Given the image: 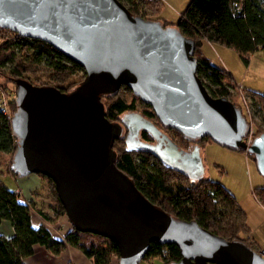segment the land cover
<instances>
[{
	"label": "water",
	"instance_id": "water-1",
	"mask_svg": "<svg viewBox=\"0 0 264 264\" xmlns=\"http://www.w3.org/2000/svg\"><path fill=\"white\" fill-rule=\"evenodd\" d=\"M0 29L47 43L85 72L68 91L15 79L11 117L16 138L11 171L50 179L77 232L114 242L118 264H139L152 242L178 246L180 259L169 264H264L247 242L152 203L116 166L112 146L124 126L108 120L101 98L124 85L152 107L164 128L195 143L209 136L245 151L264 177V132L249 143L252 124L242 108L209 91L197 71L194 39L177 26L132 13L120 0H0ZM136 116L144 129L162 134ZM161 136L173 168L198 171L194 175L202 178L200 146L191 152Z\"/></svg>",
	"mask_w": 264,
	"mask_h": 264
},
{
	"label": "trees",
	"instance_id": "trees-1",
	"mask_svg": "<svg viewBox=\"0 0 264 264\" xmlns=\"http://www.w3.org/2000/svg\"><path fill=\"white\" fill-rule=\"evenodd\" d=\"M127 2L129 5L126 6L132 13L147 19L161 20L166 26H177L183 35L195 40L198 74L214 96H225L230 99V87L232 83L236 86L237 82L230 72L214 64L205 55L203 45L206 41L236 51L247 65L254 53L259 50L264 52V0H244L242 9H238L239 4L233 3V0H191L186 9L179 14L176 22H169L159 16L161 0ZM1 31H6L8 35L13 34V38L10 45L8 41H2L0 44V92H15L17 78H25L31 82L29 74H36L38 70H42L41 63L47 69L46 75L56 81L57 86H54L61 91H68L83 80L82 76V79L75 81L74 86L67 82L73 69L83 70V67L47 43L20 36L8 29H0ZM6 63L9 65L6 66ZM2 68L5 69L1 70ZM121 88L130 90L122 85L116 95L101 98L105 105L106 117L110 121L117 119L121 113L134 109V100L121 94ZM248 93L262 112V119L253 121L252 124L251 135L255 137L264 132V94L254 90H249ZM14 96L13 93L11 100L8 101V112H11V115L16 108ZM146 107L150 108L146 113L154 117L152 107L147 104ZM11 117L0 107V151L9 152L12 157L16 138L11 128ZM124 138L123 135L113 142L112 148L117 155L116 166L133 180L136 187L152 203L176 217L197 220L203 227L219 235L230 240L241 239L255 248L254 241L250 237L247 238L250 233L247 213L237 197L224 184L206 177L192 180L188 174L164 164L150 149L139 150L128 146ZM207 139L211 137H205L200 142V148ZM252 157L255 160L253 155ZM10 162L11 159L5 169L17 176L11 171ZM176 178L188 179L186 185L177 190L173 189L170 183ZM48 181L52 185L55 199V217L66 216L53 182L50 179ZM253 193L264 207V187L255 188ZM33 213L48 223L52 222L47 212L34 203L22 200L18 191L9 190L0 184V224L8 222L13 229L11 236H6L0 230V264H24L23 259L34 253L35 245L45 247L53 255H59L66 245H71L91 259L92 264H112L113 259L119 258L117 246L110 240L101 247L86 246L71 229L64 235V240L55 238L51 228L45 225L33 226ZM180 256L177 245L152 242L144 259L158 258L164 264H169L179 260Z\"/></svg>",
	"mask_w": 264,
	"mask_h": 264
},
{
	"label": "rangeland",
	"instance_id": "rangeland-1",
	"mask_svg": "<svg viewBox=\"0 0 264 264\" xmlns=\"http://www.w3.org/2000/svg\"><path fill=\"white\" fill-rule=\"evenodd\" d=\"M190 1L191 0H186L185 2H182V4L178 5L177 3L173 2V0H161L162 6L159 16L163 17L169 22H176L179 14L186 9ZM122 2L125 5H129L127 0H122ZM243 2L244 0H233V3H236V5H243ZM147 7L148 5H146V8ZM12 38L13 34L10 33L8 35L6 31L0 32V44L2 41H8V44L10 45ZM15 50H17V48ZM215 59L216 61H214L217 63L216 65L220 67L223 66L224 68L222 60H219L218 58ZM235 59L237 60V62L239 61L238 56L235 57ZM8 65L9 63H6V66ZM233 67L234 71L230 73L232 74L236 82L239 83H237L236 86L234 83H232V86L230 87V100L234 101L237 106L241 105L244 115L247 117L250 123L253 124V121H260L262 119V112L260 111L258 104H256L255 101L251 98L248 91L254 90L256 92L264 94V52L262 50L257 51L255 56L252 58V62L250 65H247L242 60H240L239 66ZM40 68L42 70H38L36 74H29L31 83L35 85H56V81H54L51 76L46 75L47 69L45 68L44 64L41 63ZM4 69L5 68H2L1 70ZM84 75L85 73L83 70L75 68L73 69L70 80L68 79L67 82L72 83L74 86L75 81L80 80V78L82 79V76L84 77ZM205 81L210 84V81L208 79L205 78ZM73 86H71V88ZM120 92L121 94H124L128 99L134 100L135 104L133 111L146 112L150 110V108L146 107V104H144L138 97L136 98L134 95L132 96L131 91L127 88H121ZM119 117H121V115ZM151 120L160 125L155 115L153 118H151ZM169 134L173 139L182 144L181 137H179L177 134L174 135L172 131H169ZM253 136V134L250 135L249 139L250 137L253 139ZM206 142L209 143V149L206 156L205 154H203V158L206 165L208 163V178L224 184L232 193H236V195L246 204L250 215V222L248 223L250 232H254L253 234H255L256 240L264 249V208L261 207L258 200L252 193L255 188L264 187V177L260 174L256 161L253 159L252 155H249V153L245 151H236L229 149L218 144L212 139H207ZM10 159H12L11 153L0 151V184L5 186L9 190L15 191V189L18 188L19 184L17 182L20 179L18 176L11 174L5 169ZM42 178L47 181L48 187L46 186L47 189H44L45 192H43L40 203L37 207L41 208L51 216L52 222L49 223L48 227L51 228L52 231H56L54 225L59 226V224H61L60 220H64L66 222V225L69 226L72 231L78 234L82 244L86 246L96 247L106 245L109 242L107 238L92 233L77 232L73 229L72 224L69 222L66 216L55 217V199L52 193V185L48 181L47 177L42 176ZM187 180L188 179L186 178L173 179L170 183V186L173 189L177 190L180 187L185 186ZM61 228L62 226L59 227V230H61ZM249 237L250 236L248 234L247 238ZM254 249L260 253L262 251L257 245H255ZM112 264H118V259H113ZM139 264L164 263L158 258L151 257L148 260H141Z\"/></svg>",
	"mask_w": 264,
	"mask_h": 264
},
{
	"label": "crops",
	"instance_id": "crops-1",
	"mask_svg": "<svg viewBox=\"0 0 264 264\" xmlns=\"http://www.w3.org/2000/svg\"><path fill=\"white\" fill-rule=\"evenodd\" d=\"M185 1L186 0H173V2L177 3L178 5L182 4V2H185ZM203 51L205 55L209 57L214 64H217L215 62L216 61L215 58L222 60V64L224 65V68L228 72H231V73L234 71L233 66H239L240 60H242L240 56L238 55V53L235 52L234 50L226 48L218 44H213L207 41L203 45ZM256 53L252 55L249 65L251 64L252 58L255 56ZM235 55H237L239 58L238 62L235 59V57H237ZM208 149H209V143L206 142L201 147V157H202V161L204 165L203 177H206V178H208V168L209 167H208V163L206 165L204 161L203 154H205L206 156L208 154ZM19 179L20 180H18L17 182L19 185H18V188L15 189V191H18L21 194L22 200L28 203H34L36 206H38L40 203V199L43 195V192H45L44 189H47L46 186L48 187L47 181H45L42 178V175L35 174V173H32L25 177H19ZM233 194H235V196L238 199V202L240 203L242 208L246 211L247 216H248V223H249L250 215L248 212V207H246V204L236 195V193L233 192ZM259 204L261 205L260 202ZM261 207L264 208L262 205ZM60 221H61V224H59V226L54 225L56 231H53L54 232L53 235L57 239L64 240V235L68 231H70V227L66 225V222L64 220L63 221L60 220ZM32 224L34 227H38L40 225H45L48 227L49 225V223H47L45 220H43L39 215L35 213H33L32 215ZM60 226H62L61 230H59ZM0 230L4 232L6 236H11L13 234L12 226L8 222L1 223ZM253 233L254 232L252 231L249 233L251 240H253L254 243L258 247H260L261 250H264L261 247L260 243L256 240V236ZM23 263L24 264H92V261L91 259L87 258L78 248L71 246V245H66L64 251H62L59 255H53L49 253L45 247L40 246V245H35L34 253L28 257H25L23 259Z\"/></svg>",
	"mask_w": 264,
	"mask_h": 264
},
{
	"label": "flooded vegetation",
	"instance_id": "flooded-vegetation-1",
	"mask_svg": "<svg viewBox=\"0 0 264 264\" xmlns=\"http://www.w3.org/2000/svg\"><path fill=\"white\" fill-rule=\"evenodd\" d=\"M138 114H140L143 118L150 120L156 126V128L159 129V131H161L162 134H165L169 139H171L173 142H175L180 148L190 150L191 152H196L197 151L196 147L198 145L200 146V143H195V142L189 141V140L182 138V137H181L182 144H180L175 139H173L171 137V135L169 134V131H172L174 135L177 133L180 134L179 132H177L174 129L164 128L159 120L158 121H159L161 126L158 125V123L153 122L151 120V118H153V117L149 116L146 112H137V111H133V110L123 112L120 114L121 117H118L117 119L111 120L112 122L118 121V122L123 123L124 137H125L124 139L127 142L128 146L134 147V148L139 149V150H145L146 148L150 149L153 152V154H155L164 164H166L167 166H170L172 168L174 167L171 162L167 161V158L165 156L166 154H165V151L163 149L165 147V145L167 144V141L165 139H162V136H161L162 134L161 135L158 134V136H155L152 133H150L149 131H147L146 129H144L141 125L142 120L136 116ZM123 119H125V120H123ZM167 131H168V133H167ZM198 151H200V155H201V148H199ZM173 169H175V168H173ZM178 171L182 172V173H186V172H183L182 170H178ZM194 172L195 171L192 172V171L188 170V172L186 174H188L192 180H196L197 176H199V175H194L195 173L198 174L197 173L198 171H196L195 173Z\"/></svg>",
	"mask_w": 264,
	"mask_h": 264
},
{
	"label": "built area",
	"instance_id": "built-area-1",
	"mask_svg": "<svg viewBox=\"0 0 264 264\" xmlns=\"http://www.w3.org/2000/svg\"><path fill=\"white\" fill-rule=\"evenodd\" d=\"M243 7H242V4H239V7H238V9H242ZM13 93L15 94V92H13V91H10V92H8V93H6V92H0V107L2 108V109H4V111L9 115V116H12L11 115V112L9 113L8 112V101H10L11 100V98H12V96H13ZM14 98H15V96H14ZM252 141V138L250 137V139L248 140V142L250 143ZM261 255L264 257V250H262L261 251Z\"/></svg>",
	"mask_w": 264,
	"mask_h": 264
}]
</instances>
